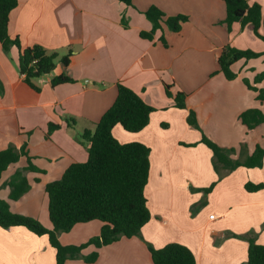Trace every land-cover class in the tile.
I'll use <instances>...</instances> for the list:
<instances>
[{"label":"crops","instance_id":"crops-1","mask_svg":"<svg viewBox=\"0 0 264 264\" xmlns=\"http://www.w3.org/2000/svg\"><path fill=\"white\" fill-rule=\"evenodd\" d=\"M18 1L10 14V36L18 37L24 48L39 45L57 57L55 69L34 80L37 91L24 80L18 48L7 52L0 43V151L27 143L32 162L43 171L26 173L31 189L16 201L10 199L7 183L28 165L27 158L3 173L0 198L9 202L11 211L53 227L46 186L72 164L88 160L82 136L95 131L123 84L155 108L142 131L130 133L121 125L113 130L121 143L139 142L151 149L145 193L152 218L139 236L84 249L83 257L98 252L95 262L81 258L66 264H154L148 244L162 248L171 243L189 247L197 264H247L249 240L264 245V162L256 168L216 169L213 152L201 140L207 136L233 150L231 158L240 161L257 146L264 147V123L248 129L240 119L250 109L264 114L258 92L244 83L247 79L254 84L258 70H245L264 58L236 62L232 69L238 76L232 81L216 73V58L226 47L249 49L238 41L239 31L259 38L240 23L228 29L223 0H132V5L119 0ZM248 1L259 3L264 11V0ZM151 6L189 20L179 32L162 24L163 31L153 39L143 38L141 33L153 28L145 15ZM258 48L264 53L262 46ZM244 64V72L238 74L236 66ZM62 74L74 82L53 87L52 79ZM165 84L172 94L187 95L185 109L176 106ZM254 85L264 89V81ZM191 111L197 127L188 122ZM50 123L60 128L47 139ZM248 183L263 188L248 191ZM212 184L214 188L205 191ZM102 227L99 220L79 223L59 239L63 245L79 246L98 237ZM0 264H56V252L47 236L24 227H0Z\"/></svg>","mask_w":264,"mask_h":264},{"label":"trees","instance_id":"trees-1","mask_svg":"<svg viewBox=\"0 0 264 264\" xmlns=\"http://www.w3.org/2000/svg\"><path fill=\"white\" fill-rule=\"evenodd\" d=\"M132 5V0H119ZM227 17L225 24L231 30L234 23H240L242 29H248L264 42V11L259 3H250L248 0H223ZM18 0H0V43L5 51L12 47L18 48L19 66L25 76V82L33 89H40L34 80L50 74L56 66L54 54H47L39 45L24 48L18 37L12 38L9 34L10 14L18 6ZM145 15L151 21L153 28L150 32H142L143 38L153 39L158 31H163L165 24L171 32H179L183 23L189 20L187 15L179 14L167 16L156 6H151ZM164 41V38H162ZM264 53L250 49H237L228 46L216 58L217 72L229 80H235L237 73L232 66L241 60L258 59ZM63 64H69V56H65ZM264 81V71L255 77L254 84ZM74 80L67 74L52 79L53 87ZM248 87L258 92V99L264 102V89H258L254 84L246 81ZM169 97L174 98L176 106L186 108L187 95L184 92L171 93V86L165 84ZM155 108L148 105L143 98L126 85H118L117 99L111 108L96 124L94 132L85 131L82 138L88 144L89 157L84 163H74L58 180L47 184L46 192L49 198V214L53 227H45L37 219L11 211L10 204L0 198V227L11 229L24 227L38 236H47L50 245L56 252V264H66L69 259H84L88 263L95 262L99 254L94 252L83 257L82 251L90 245L97 248L111 245L122 237L132 238L139 236L142 228L151 220L146 197V187L150 176L151 149L139 142L123 144L113 134L117 125L130 133H138L145 129L150 122ZM241 122L248 129H254L264 123V114L259 109H250L240 116ZM191 126L197 127L196 114L191 111L188 117ZM60 125L50 123L46 138H50ZM29 134H31L29 132ZM201 142L214 155L215 168L223 167L233 171L239 167H261L264 162V147L257 146L255 151L244 161L231 158L233 150H226L203 136ZM25 143L21 148L10 145L0 151V182L3 173L13 164L26 157L28 165L18 169L7 185L10 187V199L19 200L31 189L26 173L43 172L32 162V157ZM218 171V170H217ZM38 180V179H37ZM212 184L205 191L214 188ZM262 184L248 183V191H258ZM1 189V186H0ZM99 220L103 223L98 237L77 245H63L59 239L61 233L70 232L75 225ZM154 264H197L193 251L182 244L171 243L162 248H155L148 244ZM247 264H264V245L255 239L249 240Z\"/></svg>","mask_w":264,"mask_h":264},{"label":"rangeland","instance_id":"rangeland-1","mask_svg":"<svg viewBox=\"0 0 264 264\" xmlns=\"http://www.w3.org/2000/svg\"><path fill=\"white\" fill-rule=\"evenodd\" d=\"M237 32V31H236ZM240 33H239V36H237V38H238V41H243L242 43H244L245 45H246V47H249V49H251V50H253V51H256V52H258V53H261V52H259V51H257V49L259 50V46H262L263 48H264V43L261 41V40H259V39H257L256 40V38L254 39V37L253 36H251V35H248L249 33H248V31H239ZM251 36V37H250ZM256 40V41H255ZM248 45H250V46H248ZM256 49V50H255ZM261 58H264V55L263 56H261ZM260 60V59H259ZM246 62H248V61H246ZM245 62V63H246ZM260 64V65H259ZM259 66H261V68L260 69H258V67ZM243 67L245 68L246 67V65L244 64V66H241V65H239V66H236V69L238 70V74L239 73H241V72H244V70H243ZM258 70V72H257V75L258 74H260L261 72H263L264 71V60L263 61H257L256 62V65H255V67L253 68V69H246L245 70V72L247 73V72H250V73H254V72H256ZM256 75V76H257ZM254 80H255V78H254ZM254 80H253V83H254ZM246 81H248L247 79H244V83L246 84ZM260 84H262L263 83V81H261V82H259ZM246 86H248L247 84H246ZM264 86H262V88H263Z\"/></svg>","mask_w":264,"mask_h":264},{"label":"built area","instance_id":"built-area-1","mask_svg":"<svg viewBox=\"0 0 264 264\" xmlns=\"http://www.w3.org/2000/svg\"><path fill=\"white\" fill-rule=\"evenodd\" d=\"M210 218H211V219H214V218H215V215L210 216Z\"/></svg>","mask_w":264,"mask_h":264}]
</instances>
